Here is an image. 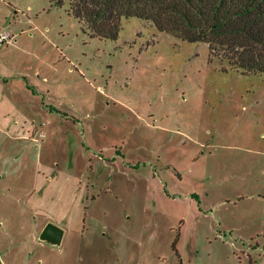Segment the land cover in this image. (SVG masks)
<instances>
[{"label":"rangeland","instance_id":"rangeland-1","mask_svg":"<svg viewBox=\"0 0 264 264\" xmlns=\"http://www.w3.org/2000/svg\"><path fill=\"white\" fill-rule=\"evenodd\" d=\"M69 2L0 0V264H264V73Z\"/></svg>","mask_w":264,"mask_h":264},{"label":"trees","instance_id":"trees-1","mask_svg":"<svg viewBox=\"0 0 264 264\" xmlns=\"http://www.w3.org/2000/svg\"><path fill=\"white\" fill-rule=\"evenodd\" d=\"M69 6L92 36L116 39L123 18L134 16L207 43L226 71L264 73V0H70Z\"/></svg>","mask_w":264,"mask_h":264},{"label":"water","instance_id":"water-1","mask_svg":"<svg viewBox=\"0 0 264 264\" xmlns=\"http://www.w3.org/2000/svg\"><path fill=\"white\" fill-rule=\"evenodd\" d=\"M65 235V229L54 223L48 222L40 234V239L53 244V245H61Z\"/></svg>","mask_w":264,"mask_h":264},{"label":"built area","instance_id":"built-area-1","mask_svg":"<svg viewBox=\"0 0 264 264\" xmlns=\"http://www.w3.org/2000/svg\"><path fill=\"white\" fill-rule=\"evenodd\" d=\"M14 34L9 31L0 32V45L7 44L12 41Z\"/></svg>","mask_w":264,"mask_h":264}]
</instances>
